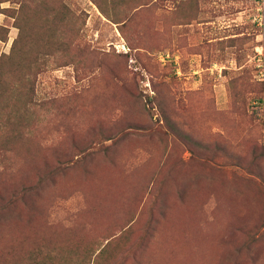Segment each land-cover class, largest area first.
<instances>
[{
	"label": "rangeland",
	"instance_id": "1",
	"mask_svg": "<svg viewBox=\"0 0 264 264\" xmlns=\"http://www.w3.org/2000/svg\"><path fill=\"white\" fill-rule=\"evenodd\" d=\"M261 44L264 0H0V264H264Z\"/></svg>",
	"mask_w": 264,
	"mask_h": 264
},
{
	"label": "trees",
	"instance_id": "2",
	"mask_svg": "<svg viewBox=\"0 0 264 264\" xmlns=\"http://www.w3.org/2000/svg\"><path fill=\"white\" fill-rule=\"evenodd\" d=\"M27 1L32 3L34 0H20L23 4ZM8 70L0 69V151L2 153H5L9 147L8 145L6 147L7 134L20 135L23 130L30 128L27 125L29 122L26 121L30 120L34 113V102L31 100L34 89L31 88V83L26 87L27 94L25 96L28 99L21 103L22 88L19 86L20 83H11L9 81L6 75ZM10 72H14L17 75L18 69H11ZM18 77L22 79L21 75H18ZM7 96L12 98L10 102L7 101ZM4 155L0 161L4 160Z\"/></svg>",
	"mask_w": 264,
	"mask_h": 264
},
{
	"label": "built area",
	"instance_id": "3",
	"mask_svg": "<svg viewBox=\"0 0 264 264\" xmlns=\"http://www.w3.org/2000/svg\"><path fill=\"white\" fill-rule=\"evenodd\" d=\"M257 53H256V78L257 80L264 85V46L261 44L259 47H257ZM256 104V102H253Z\"/></svg>",
	"mask_w": 264,
	"mask_h": 264
}]
</instances>
